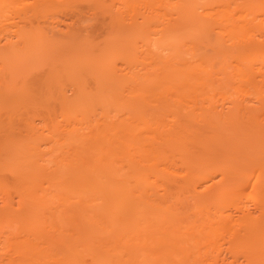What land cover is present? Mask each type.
Returning <instances> with one entry per match:
<instances>
[{
    "label": "bare ground",
    "instance_id": "obj_1",
    "mask_svg": "<svg viewBox=\"0 0 264 264\" xmlns=\"http://www.w3.org/2000/svg\"><path fill=\"white\" fill-rule=\"evenodd\" d=\"M157 1L163 5L166 0ZM172 1L166 3L171 6L175 2L171 6L174 12H169L171 9L168 11V8L162 14L159 5L155 4L156 0L154 5L149 0H0V172L4 176V171H7L5 175L10 174L12 179H9L17 182H13L15 186L11 187L8 178L1 177L0 173V264H264V0ZM97 10L101 12L98 16L95 13ZM213 10L217 13H211ZM86 11H93L90 14L92 18L108 19L112 28L113 25L117 28L119 33L115 44L106 47L99 44L107 48L110 56L101 47L98 52L103 53L99 56L95 54L94 58L85 53L86 43L81 44L79 36L82 24H85ZM101 14L107 18L99 16ZM92 18L89 17V20ZM204 31L207 37L211 36L207 35L208 32L219 31L221 39L216 42L219 35L214 32L218 37L211 36L212 39H206L211 42L206 43L202 40ZM114 32L117 31L114 29ZM119 34L123 40H119ZM107 41H111L110 37ZM91 50L94 52L93 48ZM116 51L121 57L124 54L123 69L116 66L120 62L118 54L117 58L114 57ZM105 54L106 57L102 56ZM85 56H88L87 59ZM110 57L113 60L110 61ZM83 68L95 70L91 71L95 73L91 81L98 82L92 84L93 91L87 92L89 87H83L84 80L87 82L83 77L89 71L86 69L84 72H87L83 73ZM102 81L104 85L112 86L106 88H114L112 94L115 101H125L123 108L110 103V90H102V83L97 87ZM215 84L218 87L224 85V94L229 90L231 97L238 94L242 97L229 99V96L227 102L214 103L209 96L199 107L185 105L182 98L173 102L176 106L173 111V104L168 102L167 114L162 112L161 115L159 111L160 117L156 120H153L154 116L152 118L154 108H142L147 106L140 99L145 93L152 95L156 91L155 94L160 97H183L184 91L206 90L209 93L213 86L216 91ZM103 91H107L108 96ZM139 91V94L133 95ZM101 92L103 95L100 97ZM87 95H91V100ZM93 95L97 101L92 99ZM102 96H106V100ZM169 97L168 101L172 99L169 100ZM136 99L143 103L140 104L142 107L137 105ZM94 100L96 104L99 102V106H95L103 110L99 109L102 114L98 116L97 113L95 117L103 119L106 114V122L98 119L100 124L93 125V121L99 122L96 118L89 120L90 123L86 121L94 116L92 111L97 108L93 106ZM85 101H90L86 108ZM87 109L91 110L87 113ZM131 111L135 114L140 112V115L137 113L140 116L138 121L140 126L143 125L146 137H141L145 135L142 130L136 131L138 126L125 130L127 122L122 120ZM109 112L112 118L119 113L121 116L125 114L122 118L117 117L124 125L115 122L118 128L124 126L120 138L118 133L121 128L116 130V118H111L112 122ZM85 114L89 115L85 117ZM167 116L172 117L167 120ZM82 123H86L85 126ZM44 127L48 135L47 132L40 133ZM80 129L88 135L82 137ZM188 129H192L193 133H189ZM198 132L205 136L201 133L203 137H199ZM206 132L215 134L216 141L221 136L219 139L222 142V134L226 135L224 144L232 141L227 144L236 149V153H229L231 157L225 160L229 162L227 165L223 166V160L219 158L224 159L222 148L227 147L223 153L231 148L218 141L216 145L222 148L219 146L215 151L216 146L213 145V149L210 148L212 151H208L207 146L214 135L208 133L212 137L209 141ZM195 133L199 141L192 139L197 137ZM124 135L129 139L125 140ZM206 135L207 140L204 139ZM138 136L143 141L137 140ZM240 137L246 142L238 146ZM175 141H182L183 146L185 143V155L197 149L193 146L202 147V151L205 148L203 154L215 151L212 155L207 153L212 156L211 159H216L210 162H217L218 159L223 167L219 169L213 164L216 169L212 166L209 170L219 169L220 174L218 171L215 173L221 175L222 182L230 178L229 189L226 187L229 192L219 193L215 190L220 188L215 189L213 184H204L206 188L202 186L205 189L200 188L198 192L191 183V171V175L187 172L190 178L185 176L184 180L186 185L189 178L192 185H188L192 190H188L186 202L176 197L172 203L169 199L171 191L166 194V198L171 195L165 198L166 201L165 195L159 193L160 189L164 191L169 187L167 184H175L181 173L178 172V175L172 171L173 177L176 176L173 178L169 169L166 170L167 176L159 165L165 150L163 145L171 146ZM200 141L203 142L200 144ZM206 141L209 142L207 146L204 145V142L208 143ZM233 142V145L238 144L236 148L231 146ZM186 143L194 150L190 151ZM67 145L74 146L77 151L81 149L82 154L80 151L71 154L73 149L67 148ZM64 148L71 149L70 156H66L70 160L65 158V162L67 152ZM220 149L216 158L213 154L217 155ZM197 151L193 152L195 156H202L199 153L201 150L198 155ZM84 153L87 155L85 158ZM116 153L122 154V157ZM191 153L187 157L189 161L194 156ZM205 157L209 159L207 155ZM204 158L199 159L207 160ZM157 168L161 169V176ZM199 170L197 173L201 179L197 181L203 179L205 183V180H213L214 171L205 169L204 172L203 169L199 173ZM162 175L163 180H170H166L167 184L159 183L163 181ZM1 179H7V185ZM225 182L223 185L227 184ZM156 183L159 188L154 185ZM161 184L167 187H161ZM188 187L183 185V189ZM231 190L234 194L227 196ZM248 190L252 191L251 209L239 200L240 195ZM165 191L168 192L167 189ZM48 194L51 196L49 199ZM246 195L250 194L247 192ZM186 209L188 212L196 209V217L197 214L201 216V219L197 217L199 223L197 218L193 226L190 223L195 218L193 214L189 216L192 212L187 219L176 218L179 212L187 214ZM45 216L52 218V227L59 225L55 228L60 232H51L50 228L46 230V224H42L49 220H45ZM183 220L185 222H181ZM187 221L191 226L183 231L185 228L181 227ZM67 225L73 226V236L69 235L70 232L67 235L62 233L71 229ZM221 247L225 249V255L219 250Z\"/></svg>",
    "mask_w": 264,
    "mask_h": 264
},
{
    "label": "rangeland",
    "instance_id": "obj_2",
    "mask_svg": "<svg viewBox=\"0 0 264 264\" xmlns=\"http://www.w3.org/2000/svg\"><path fill=\"white\" fill-rule=\"evenodd\" d=\"M162 1H163V0H162ZM168 1L170 2V0H166V1L163 2V5H159V3H158L157 0H156V3H155V0H154V1L149 0V2H150L151 4L154 5V3H155L156 5H159V7H160V8H159V11L162 12V14H165V12H167V11H164V10H167L168 8H169L168 11L171 9L169 12H171V11L174 10V9H172L173 7H171V6H172V5L174 6V5H175V2H174V4L172 3L171 6H168V4H167ZM171 1H172V0H171ZM173 1H174V0H173ZM173 1H172V2H173ZM153 2H154V3H153ZM166 2H167V3H166ZM164 3H166V5H164ZM163 6H164V7H163ZM167 6H168V7H167ZM164 8H165V9H164ZM159 11H158V12H159ZM88 12H89V14H88ZM88 12L86 11V13H85V15H87L88 17H87V16L84 17V18H85V22H83V23H85V24H84V25L82 24L81 31H80V34H81L80 36H81V38H80V36H79V41H81L82 43H81V42H80V43L83 44V45L86 43L85 46H84L85 51H86L85 53H88L89 56H92V57H89V58H94L93 56H95V54H98V56H99L100 54H102V53L104 52V50H105L106 53H107V51H108L107 48H103V47L100 46V45H105L104 47H106V46H108V45L111 46V45L115 44V43L118 41V40H116V39L118 38L117 35H118L119 32H118L117 28L114 27V25H113V28H112V25H111L112 22L109 21L108 19H106L105 21H103V20H100L98 17H94V18H96V20H94V18H92V15L90 16V14H91L93 11H92V12H91V11H88ZM99 12H100V10H97V12L95 11V13H96L97 16H98V14L101 13V12H100V13H99ZM163 12H164V13H163ZM173 12H174V11H173ZM212 12H214V13L216 12V13H217L216 10L211 11V13H212ZM162 14L160 13V15L162 16L161 18H164ZM99 16H103V15L101 14V15H99ZM89 17H91L92 20H89ZM103 17H105V16H103ZM105 18H107V16H106ZM98 19H99V20H98ZM87 20H88V21H87ZM108 21H109V22H108ZM110 22H111V24H109ZM152 27H153V26H152ZM154 27H155V26H154ZM157 27H158V26H157ZM157 27H156V28H157ZM114 29H115V31H117L116 33L114 32ZM151 29H152V30H153V29L156 30L155 28H151ZM157 29L159 30L160 27H158ZM198 29H199V28H198ZM202 30H203V29H202ZM111 31H112V32H111ZM81 32H82V33H81ZM113 32H114V33H113ZM204 32H205V31H204ZM212 32L214 33V32H216V31H212ZM217 32H218V33H217ZM217 32H216V33L219 35V37H218V35H217L216 33H214V35H213V33L211 34V31L208 32L207 35H211L212 37L215 36L216 38L218 37L217 39L215 38L216 40L214 39V40L217 42V40L220 38V35H221V34L219 33V31H217ZM111 33H112L113 35H112ZM209 33H210V34H209ZM222 33H223V32H222ZM223 34H225V32H224ZM120 35H121V34H119V36H120ZM111 36H112V38H111ZM114 36H115V37L117 36V37L115 38ZM203 36H204V35H203ZM203 36H202V40H203L204 42H206V43H207L208 40L212 39V38H210L211 36H208V37L206 36V32H205V36H204V38H203ZM109 37H110V40L112 41V43H111V41H107V40H109ZM205 37H206V38H205ZM120 38H122V36L119 37V40H123V39H120ZM123 38H124V36H123ZM125 38H127V36H126ZM105 39H106V40H105ZM204 39H205V40L208 39V40L205 41ZM220 39H221V38H220ZM220 39H219V40H220ZM105 41H106V42H110L111 44H110V43H109V44H108V43L106 44ZM114 41H115V42H114ZM212 41H213V40H212ZM103 42H104V43H103ZM113 42H114V43H113ZM208 42H209V41H208ZM210 42H211V41H210ZM210 42H209V43H210ZM216 42H215V44H216ZM102 43H103V44H102ZM213 43H214V42H213ZM90 44H91V45H90ZM96 44H97V46H96ZM99 44H100V45H99ZM86 45H87V46H86ZM92 45H93V46L95 45V48H94ZM213 45H214V44H213ZM89 46H92V47H89ZM88 47H89V48H88ZM99 47H101L102 50L104 49L103 52L100 53V54H99V52H98L99 49H100ZM113 47H114V46H113ZM92 48L94 49V52L97 50L96 52H98V53H96V52H95V53L92 52V51H93V50H91ZM97 48H98V49H97ZM109 48L112 49L111 47H108V49H109ZM114 48H115V47H114ZM89 50H91V52L93 53L92 55H90L91 52H90ZM102 50H100V51H102ZM112 50L114 51V49H112ZM116 50H117V49H116ZM113 51H111V52H113ZM108 53H110V52L108 51ZM108 53H107V55H108ZM119 53H120V51H119ZM114 54H115V52H114ZM114 54H113V55H114ZM117 54H118V51H116V54H115L114 57L117 58V56H116ZM122 54H123V53H122ZM85 55H87V54H85ZM107 55L105 54V55H102V56L106 57ZM111 55H112V53H111ZM113 55H112V57H113ZM96 56H97V55H96ZM108 56H110V54H109ZM86 57H88V56H85V58H86ZM123 57H124V54L122 55V57H121L120 54H118V59H119V61H120V62H117V63H116V66H117V67L119 66L118 69H121V68L123 69V66L125 65V64H123V62H124V58H123ZM89 58H88V60H89ZM107 58H108V57H107ZM86 59H87V58H86ZM111 59H112V58L110 57L109 60L111 61ZM121 59H123V61H122ZM112 60H113V59H112ZM110 61H109V62H110ZM113 62L115 63V60H114ZM117 64H118V65H117ZM120 64L122 65L121 67H120ZM124 67H125V66H124ZM90 68H91V67H90ZM90 68H86V69L89 70V71H88L89 74H87L88 72L85 71V72H87V73H86L85 76L83 77L84 79H87V82H86V80H84V82L87 83L88 85L85 84V83H84V84H85V85H84L83 82H82L83 87H86V86H87L86 88L89 87L90 90H89V89H86V90H88L87 92H89V91H93V90H91V89H94L93 85H94V84L96 85L97 82H98V81H96V83H92V81L94 80V77H95V76H93V75H95V73H93V72L91 73V71H94V72H95V70H94V69L91 70ZM86 69L83 68V69H82V72L85 73L84 70H86ZM91 74H92V75H91ZM81 75H82V74H81ZM90 75H91V76H90ZM82 76H83V75H82ZM82 76H81V77H82ZM88 76H89V77H88ZM86 77H87V78H86ZM90 77H91V78H90ZM89 78H90V79H89ZM92 78H93V80L91 81ZM81 80H82V79H81ZM89 82H91V83H90L91 86H89ZM94 82H95V81H94ZM101 83H102V85H101ZM103 83H104V81L100 82V83L97 85V87L99 88V86L101 85V87L103 86L104 88H103V89H102L101 87H100V88H101L102 90H105V89H109V88H106V87L111 86V85H109V86L104 85L105 83H104V84H103ZM92 84H93V85H92ZM112 85H113V84H112ZM113 86H114V85H113ZM215 86H216L217 90L214 91L215 87L213 86L214 88L212 87V90H210V91H212V92L209 91V93H208V92H205L206 90H203V91L199 90L200 92H198V90L195 91V92H193V91L190 90V92H188V93H187L186 91H184L185 94H184L183 97L181 96V97H175V98H173L172 96H171V97L168 96V97H169V100L172 98V99H171L172 102H171V100L168 101V97L166 98V97H163V96L160 97V95H156V94H155L156 91H154V93H152V95H150V94H146V93H145L144 96H142V97L140 98V99L143 101V103H147V106H143V107H142V106L140 105L142 102L139 103V99H136V102L138 101L139 104L137 103V105H140V107H142L143 109H152V108H154V109H155V108L158 109V111L156 110V111H157L156 114H155L154 109H153V114H152V118H153V116H154V118H155V119L153 118V120H156V119H158V117H160V116H159L160 114H158L159 111H160L159 113H161V115H162V112H164L165 115L167 114L165 111L168 110V105H169L168 102H170V104H171V103L173 104V102H176L177 100H179V99L181 100V99L183 98L182 101H183V103H184L185 105H187V106H193V107H196V106L199 107V106H201V103H202V102H205V101H204V100H205L204 98H207V97H209V96H211V99H210L211 102H214V103L227 102V100H229V99H231V98L233 97V96H232V97L230 96V93L228 94V91H229V90L227 91V93L225 92V94H224V92H222V91H225V89H224V85H223L222 87L219 86L220 88L218 87L217 84H215ZM111 87H112V86H111ZM82 89H83V88H82ZM84 89H85V88H84ZM84 89H83V90H84ZM112 89L114 90V88L109 89L110 91H112L111 93H110V91L108 90V91H109V95L111 96L110 103L113 104V105H117V106H120L121 108H123V105H122V104H123L125 101H123V103H121V102H122L121 100H119V102L115 101L114 98H113V96H114L113 94H114L115 91H113ZM207 89H208V88H207ZM221 89H222V90H221ZM226 89H227V88H226ZM98 90H99V89H98ZM159 90H160V89H159ZM232 90H233V89H232ZM219 91H220V92H219ZM103 92H104V91H103ZM105 92L107 93V96H108V92H107V91H105ZM105 92H104V93H105ZM197 92H198V93H197ZM213 92H214V93H213ZM229 92H230V91H229ZM234 92H235V91H234ZM234 92H233V93H234ZM90 93H91V92H90ZM112 93H113V94H112ZM139 93H140V91H139V92H135V93H133V95H137V94H139ZM211 93H212V94H211ZM215 93H217V94H215ZM220 93L222 94L223 97L220 96V95H221ZM86 94H87V93H86ZM88 94H89V93H88ZM92 94H94V93H92ZM96 94H97V92H96ZM191 94H192L193 96H191ZM101 95H103L102 92H101V94H100L99 96L101 97ZM146 95H147V96H146ZM149 95H150V96H149ZM200 95H201V96H200ZM207 95H208V96H207ZM216 95H217V97H216ZM226 95H228V96H226ZM231 95H232V92H231ZM84 96H85V95H84ZM87 96H89V95H87ZM90 96H91V95H90ZM90 96H89V97H90ZM99 96H97V97H99ZM155 96H157V97H155ZM189 96H190V97H189ZM218 96H219V97H218ZM229 96H230V98H229ZM240 96H241V95H240ZM240 96H239V94H238V95H236V96H234V97H239V98H240ZM94 97H95V95H93V98H92V99H95V98H96V97H95V98H94ZM102 97H103V96H102ZM104 97H106V96H104ZM104 97H103V98H104ZM144 97H145V98H144ZM184 97H185V98H184ZM186 97H187V98H186ZM221 97H222L223 99H221ZM224 97H225V99H224ZM234 97H233V98H234ZM241 97H242V96H241ZM127 98H128V97H127ZM142 98H143V99H142ZM152 98H153V99H152ZM159 98H160V100H159ZM176 98H177V99H176ZM209 98H210V97H209ZM226 98H227V99H226ZM228 98H229V99H228ZM84 99H85V97H84ZM96 99H97V98H96ZM96 99H95V100H96ZM101 99H102V98H101ZM104 99H105V98H104ZM112 99H113V100H112ZM144 99H145V100H144ZM161 99H162V100H161ZM163 99H164L165 101H164ZM166 99H167V102H166ZM175 99H176V100H175ZM85 100H87V98H86ZM88 100H89V99H88ZM90 100H91V97H90ZM95 100H94V102H95ZM102 100H103V99H102ZM105 100H106V99H105ZM141 100H140V101H141ZM154 100H157V101H154ZM212 100H214V101H212ZM96 101H97V100H96ZM98 101H99V99H98ZM108 101H109V100H108ZM144 101H146V102H144ZM162 101H163L164 103H163ZM196 101H197V102H196ZM85 102H86V103H85L84 108H86V106H87L86 104H87L88 102H90V101H88V102L85 101ZM94 102H93V103H94ZM99 102H101V101H99ZM99 102H97V104H96V102H95L93 106H95V105H98V106H99V104H98ZM103 102H104V100H103ZM106 102H107V101H106ZM157 102H158V103H157ZM159 102H161V103H159ZM192 102H195L196 104L192 105ZM93 103H92V104H93ZM143 103H142V105H143ZM166 103H168V104H166ZM89 104H90V103H89ZM92 104H91V105H92ZM103 104H105V102H104ZM131 104H132V103H131ZM157 104H158V105H157ZM161 104H164V105H161ZM91 105H89V106H91ZM137 105H136V106H137ZM155 105H156V107H155ZM159 105H160V106H159ZM165 105H166V106H165ZM174 105H175V104H173V106H174ZM89 106H88V107H89ZM100 106H101V105H100ZM107 106H108V105H107ZM162 106H163V107H162ZM173 106H172V107H173ZM204 106H206V104H204ZM96 107H97V106H95L94 108H96ZM103 107H105V105H104ZM112 107H113V106H112ZM140 107H137L136 109H139ZM157 107H159V108H157ZM166 107H167V108H166ZM89 108H90V107H89ZM100 108L102 109V107H100ZM100 108H99V109H100ZM115 108H116V107H115ZM115 108H114V109L112 108V109L115 110ZM133 108H134V106H133ZM142 108H141V109H142ZM173 108H174V109H173ZM173 108H171V111L175 110L176 106H174ZM99 109H98V107H97V108L95 109V111H92V114H93V112L96 113V115H95V113H94V116H93V115L91 114V112H90V114H91L93 117L90 116V119H88V120H86V121L88 122L89 120H93V118H94V120H95V118H96V120L101 119L102 122H103V121L106 122V120H105V118H106V114H105V116H104V113H103V115H102V116H104L103 119H102V117H101V118L98 117V119H97V117H95V116H97V113H99L98 116L100 115V113L102 114L103 110L100 109V110L102 111V112H101ZM107 109H108V110H111V109H109V107H108ZM116 109H117V108H116ZM119 109H120V108H119ZM159 109H160V110H159ZM164 109H165V110H164ZM85 110H86V109H85ZM90 110H91V109H87V113H88ZM96 110H98V112H97ZM106 111H107V110H104V112H106ZM111 111H112V110H111ZM118 111H119V110H118ZM118 111H117V115H118ZM151 111H152V110H151ZM169 111H170V110H169ZM112 112H113V111H112ZM119 112H120V111H119ZM121 112H123V111H121ZM183 112H185V110H183ZM109 113H110V112H109ZM114 113H115V111H114ZM123 113H124V112H123ZM133 113L135 114V111H131V112H130V114H133ZM137 113H138V111L136 112L135 116L133 115L134 118L132 117V115L130 116V114H127L128 116H125V118H124L123 120H122L121 118L124 117L125 114H123V115L121 116V113H119V114H120L119 116H116V117H113V118H112V115H111V113H110V116H111V117H110V116H109V117H110V120H111V118H112L113 120L116 118L115 121H114V123H115V122H116V123L119 122V123H117L118 125L121 123V122H120V119H121L122 121L125 120V121L127 122V124H125V123H121L122 125H124V124L127 125V126H128V125H129V126L133 125L131 128H130L129 126H128L129 128L126 126V129H125V130H127V131H129L130 129H134L135 126H136V127L138 126V127L136 128V131L138 132L139 130H142V132L144 133V127H143V125L140 126V121H138V118L140 117V116H139V115H140V114H139L140 112L138 113L139 115H137ZM149 113H150V112H149ZM112 114H113V113H112ZM147 114H148V113H147ZM147 114H146V115H147ZM85 115H86V114H85ZM87 115H89V114H87ZM87 115H86L85 117H87ZM136 115H137V116H136ZM120 116H121L120 119L117 118V117H120ZM148 116H149V115H147V117H148ZM85 117H84V118H85ZM127 117H129L130 119L132 118V119H131V120H128ZM171 117H172V116H171ZM171 117L169 118V117L167 116L166 118H167V120H168V118L171 119ZM84 118H83V119H84ZM91 118H92V119H91ZM135 118L137 119V122H136ZM117 119H119V121H118ZM133 119H134V120H133ZM108 120H109V118H108ZM113 120H111V121L113 122ZM98 121H99V122L93 121V122H94L93 125H95V124H97V123L100 124V120H98ZM82 122H83V121H82ZM84 122H85V120H84ZM87 122H86V123H87ZM102 122H101V123H102ZM105 122H104V124H105ZM151 122H152V121H151ZM192 122H193V121H192ZM86 123H85V124H86ZM89 123H90V121H89ZM89 123H87V125H88ZM116 123H115V125H116ZM85 124L82 123V125H84V126H85ZM91 124H92V121H91ZM91 124H90V125H91ZM161 124H165V123H161ZM82 125H81V126H82ZM194 125H195V123H194ZM84 126H82V127L84 128ZM99 126H101V125H99ZM102 127H103V124H102ZM123 127H124V126H123ZM123 127L120 126V128H121L120 131H121V132H119L120 134L118 133V136H119V135L122 136L121 133H122V129H123ZM80 128H81V127H80ZM99 128H100V127H99ZM115 128H117V129H116L117 131H118V129H120V128L117 127V125L115 126ZM84 129H86V127H85ZM128 129H129V130H128ZM192 129L194 130L195 127L192 128ZM192 129H188V130H189V133L192 132ZM190 130H191V131H190ZM78 131H79V130H78ZM80 131H81V129H80ZM87 131H88V129H87ZM113 131H115V130H113ZM113 131H112V132H113ZM41 132H42V134H43L44 132H47V130L45 131V127H44V130H40V133H41ZM79 133H82V131L79 132ZM123 133H126V131H123ZM192 133H193V132H192ZM201 133H202V132H201ZM201 133L198 132L197 134H199V137L202 138V137L205 136V135H203V133H202L203 136H201ZM206 133H207V132H206ZM208 133H209V132H208ZM208 133H207V135H208ZM86 134L88 135V133H87L86 131H85V134L82 133V137H84V136L86 137ZM144 134H145V133H144ZM204 134H205V133H204ZM209 134L212 135L213 133H209ZM47 135H48V132H47ZM47 135H46V136H47ZM78 135H79V134H78ZM80 135H81V134H80ZM83 135H84V136H83ZM150 135H151V134H150ZM152 135H153V134H152ZM152 135H151V136H152ZM187 135L192 136V135H194V134H192V135H191V134H187ZM195 135H196V133H195ZM207 135H206V137H204V139L207 138ZM211 135H208V137H210V138L208 139L209 141L212 140ZM213 135H214V136H213ZM213 135H212L213 138H214L213 141H216V140H215V138H216V137H215V134H213ZM43 136H45V135H43ZM120 136H119V138H120ZM124 136H125V135H124ZM124 136H123V137H124ZM151 136H150V137H151ZM196 136H197V135H196ZM77 137L79 138V136H77ZM123 137H122V138H123ZM138 137H139V136H138ZM141 137H142V138L146 137V134H145V135H142ZM141 137L137 138V140L140 139L141 141H143V139H142ZM152 137H154V135H153ZM197 137H198V136H197ZM197 137L195 138V136H193L192 139H194V141H195V140H196V141H197V140L199 141L200 138H199V137L197 138ZM220 137H221V136H220ZM220 137H219V138H220ZM225 137H227V136H226V135L223 136V134H222V138H221V140H223V142L220 141V139L217 137L218 140H217L216 142L211 141L210 144H209V142L206 141V142H208V143L205 144V142H204V145L207 146V144H209V145L207 146V147H209V149H210V148L213 149V147L216 146V147H215V151H216V148L218 149L219 146H220V145H216V144L219 143V142H221V145H223V144H224V141H226V139H227V138H225ZM80 138H81V136H80ZM80 138H79V139H80ZM125 138H126V136L124 137V139H125ZM184 138L187 139V137H185V136H184ZM223 138H224V139H223ZM127 139H129V138H126L125 140H127ZM188 139H189V138H188ZM192 139H190V140H192ZM210 139H211V140H210ZM67 140H68V139H67ZM67 140H66V141H67ZM133 140H134V139H133ZM205 140H207V139H205ZM205 140H204V141H205ZM69 141H70V140H69ZM121 141H123V140L121 139ZM128 141H129V140H128ZM184 141H186V140H184ZM184 141H183V143H184ZM192 141H193V140H192ZM192 141H190V143L193 145L194 141H193V143H192ZM218 141H219V142H218ZM238 141H239V140H238ZM238 141H236V142H238ZM244 141L246 142V140H244ZM244 141H243V139H241V137H240V142H238V143H240V144H239V145H238L237 143H236V144H237L238 146H240V145H242L243 143H245ZM67 142H68V141H67ZM72 142H74V141H72ZM72 142H71V143H72ZM179 142H181V143H179ZM187 142H188V141H187ZM201 142H203V141H200V144H201ZM228 142H230V141H228ZM228 142H226L224 145H226ZM231 142H232V141H231ZM231 142H230V144H231ZM241 142H243V143L241 144ZM69 143H70V142H68V144H69ZM175 143H176V144H175ZM188 143H189V142H188ZM195 143H196V142H195ZM198 143H199V142H197V144H198ZM214 143H215V144H214ZM234 143H235V142H233L231 146H235V148H236L237 145H233ZM66 144H67V143H66ZM180 144H181V145H180ZM197 144H196V145H197ZM228 144H229V143H228ZM228 144H227V146H228ZM186 145H188V144L186 143ZM198 145H199V144H198ZM202 145H203V144H202ZM204 145H203V146H204ZM210 145H211L212 147H210ZM213 145H214V146H213ZM224 145H223V146H224ZM67 146H68L67 148L70 147L69 145H67ZM72 146H73V145H72ZM75 146H77V145H75ZM182 146H183V145H182V141H175V142H173V143L171 144V146H168L167 144L163 145V147H165V150H164V148L162 147L163 149L161 150V152H163V150H164L165 153L163 152L164 155H163V153L161 154V157H162L161 159H162V161L160 160L159 168L163 169L164 171L162 172V171H160L161 169L157 168V169L159 170L158 173H159V172H160V173L162 172L163 174H166V175H167V171H166V170H168V171L171 170V171L169 172L170 174L168 173L170 176L172 175L173 172H174L175 174L178 173V172L181 173V175H179V173H178L179 177H178V175H177L178 179L176 178V180L179 181V184H178V182L176 181V182H177V185H175V184H176L175 181H173V182H175V184L173 183V184L168 185L167 183H168L170 180H169V179H165V180H163V179H164V177H163L164 175H162L163 178H161V180H163L164 182H163V181H160V182L158 181L159 183H163V184L166 183L167 186H169V187H167L166 185L163 186V184H161L162 186L160 185L161 187H164V188H165V186H166V187H167L166 189L168 190L167 193H164V192H166V191H165L166 189H165L164 191L160 189V191H159V193H163V194H161V195H165V196H164V199L166 198V194H169L170 191H171V195H172V196L169 195V196H171V198H169L168 195H167V197H168L169 199H172V201H171L172 203H173V201H175V200H173V199L176 198V197H177V198H180L182 201H184V200L186 199V197L188 198V196H187L186 194H188V190L191 189L190 187H192V185H193V187L195 186L196 190L198 189V190H197L198 192H200L199 190H201L202 188L205 187L204 184H206V185H208V186H209L210 184H213V185L216 187L215 189L220 188V190L222 189V187H223V189H224V187H225V190H222V191H220L219 189H218L219 191H218V190H215V189H214V190L217 191V192H219V193L227 194V193H225V192H229V191H228L229 188L227 187V185H229L228 183L231 182V180H230V182L228 181L230 178H229V179L227 178L228 180L225 179L226 182H225V181H224V182L227 183V184H224V185H223L224 182H222V181H223L224 179L220 178L221 175H218V174H216V173H217V171H218V173L220 172L219 169L222 168V167L224 166V164L227 165V163H229V162H226V161H227V158H230V157H231V154H235V153H236V152H235L236 149H234L233 147L231 148L230 146H228V149H229V147H230L231 149H230L229 151H226V153H223V152H224V149L227 148V147L224 146L225 148H222V146H220V147L222 148L223 151L221 152V149H220V151L217 150V153H216L217 155H215V153H214L213 155L216 156V158L218 157V154L220 155L219 152H221V155H222V156L224 155V159H223L222 157L219 158L220 160H223V161H221V162H223V166H221L222 164H221V162L218 161V159H217V162H210V160H212L213 158H214V161L216 160L215 157H213V158L211 159L212 156H211V157L209 156V155H210L209 153H211V152H208V151H212L211 149L208 150V148H207V150H208L207 153L209 154V155H208L206 152H205L206 154H203V153H202V152L204 151L205 148H203V151H202V149H201L202 147H199V148H198L197 146H196V147L193 146V148H197L196 150L193 149L194 151H197L198 149L201 150V151L199 150L200 152H199V151H197V153L195 152L196 155H198L199 153H202V156H201V154H200V156L198 155V156L196 157L195 154L193 153L194 151L191 149L192 146H189V145H188V147H190V149H191L190 151H193L192 153H191V152H190V153H191L192 155L194 154L193 158L189 161V160H188L189 158H187V157H189V156H191V155H190L189 152H188L189 155H188V154L185 155V152H186L185 143H184V146H183V147H182ZM199 146H201V145H199ZM217 146H218V147H217ZM78 147H79V146H78ZM181 147H182V148H185V149H182ZM65 148H66V147H65ZM65 148H64V152H67V154L65 153V155H64L65 157H64L63 162H65V160L67 159V157L70 156V155H68V154L71 153V152H70L71 149H69V151H68V150L65 149ZM70 148H72V149L74 150V151L72 150V153H71V154H74V153L77 151L76 148L74 149V146H73V147H70ZM239 148H240V150L242 149L241 147H239ZM239 148L237 147V149H239ZM169 149H170V150H169ZM66 150H67V151H66ZM80 150H81V149H78L77 152H79ZM180 150H181V151H180ZM184 150H185V152H183ZM226 150H227V149H226ZM232 150H234V151H232ZM240 150H238V151H240ZM187 151H189L188 148H187ZM215 151H213V152H215ZM69 152H70V153H69ZM73 152H74V153H73ZM182 152H183V153H182ZM198 152H199V153H198ZM213 152H212V153H213ZM227 152H228V156H229V153L231 152V154H230L229 157H228V156H225V154L227 155ZM232 152H235V153H232ZM80 153L82 154L81 151H80ZM131 153H132V151H131ZM212 153H211V155H212ZM84 154H85V153H84ZM84 154H83V157H84V158L87 157V155H86V154L84 155ZM137 154H138V153H137ZM116 155H117V156L121 155L120 157H122V154H119V155H118V153H116ZM165 155H166V157H164ZM206 155L209 157V159H207V158L205 157ZM66 156H67V157H66ZM71 156H72V155H71ZM176 156H177V157H176ZM120 157H119V158H120ZM163 157H164V158H163ZM200 157H202V159L205 157V158H206L207 160H209V161H207V160H205V161H204V160H201V159H199ZM219 157H220V156H219ZM65 158H66V159H65ZM182 158H183V159H182ZM190 158H191V157H190ZM205 158H204V159H205ZM68 159L70 160V158H68ZM68 159H67V160H68ZM71 159H72V158H71ZM92 159H93V158H92ZM2 160H3V164H4L5 161H4V159H2ZM88 160H89V159H88ZM163 160H164V161H163ZM184 160H185V162H184ZM200 160H201V161H200ZM225 160H226V161H225ZM8 161H10V160H8ZM166 161H167V162H166ZM174 161H175V162H174ZM182 161H183V162H182ZM188 161H189V162H188ZM263 161H264V160H263ZM0 162H1V164H2V161H0ZM66 162H68V161H66ZM149 162H150V161H148V163H149ZM195 162H196V163H195ZM200 162H201V163H200ZM218 162H219V163H218ZM161 163H164V165L161 164ZM175 163H176V164H175ZM190 163H191V166H190ZM193 163H195V164H193ZM122 164H123V163H122ZM150 164H151V162H150L148 165H150ZM169 164H170V165L172 164V165L170 166ZM188 164H189L190 168L194 166L193 169H192V168L190 169L189 166H187ZM201 164H202V165H201ZM203 164H206V165H203ZM207 164H210V165L208 166ZM213 164H214V166H216V168H219L217 171H214L216 168H214ZM216 164H218V166H217ZM220 164H221V165H220ZM232 164H233V163H231V165H232ZM161 165H162V166H161ZM185 165H186V166H185ZM160 166H161V167H160ZM173 166H174V167H173ZM181 166H182V167H181ZM203 166H206V167L203 168ZM212 166H213L214 170H209V168L212 169ZM233 166H234V164H233ZM183 167H184V168H183ZM198 167H201L202 169H201V168H198ZM3 168H5V167H3ZM196 168H197V169H196ZM233 168H234V167H233ZM169 169H170V170H169ZM187 169H188V170H187ZM194 169H195V170H194ZM199 169H200V170H199ZM203 169H204V170H205V169H206V170L208 169V171H214L213 174H215L216 176L213 175V177H212L213 180H208V182L205 180V183L203 182V179H202L201 181H197V180H199V178L201 179L200 174L197 173V172H198L197 170H199V173H201V170H203ZM234 169H235V168H234ZM204 170H203V171H204ZM206 170H205L204 172H206ZM1 171H4V170L1 169ZM155 171H156V169H155ZM165 171H166V173H164ZM172 171H173V172H172ZM191 171H193V172H191ZM195 171H196V173H195ZM171 172H172V173H171ZM187 172H188V173H190V172L192 173V177H191V180H192L191 183H192V185H191V183H189L191 180L189 179L190 176H188L189 174H188ZM215 172H216V173H215ZM0 173H1V172H0ZM4 173L6 174L7 171H6V172L4 171ZM158 173H157V171H156L157 177H158L159 174H160V173H159V174H158ZM174 173H173V175H174ZM191 173H190V175H191ZM194 173H195V175H194ZM5 174H4V176L7 177L8 180H9V185H10V183H11V187H14V186H15L14 183L17 184V182H14V181H15L14 179H13L14 181H13V180H12V181L10 180V179H12V176H11L10 174H8L9 176H7V175H5ZM187 174H188V175H187ZM202 174H204V173L202 172ZM202 174H201V176H202ZM219 174H220V173H219ZM2 175H3V174L1 173V177L4 178V176H2ZM166 175H165V177H166ZM169 175H167V176H169ZM173 175H172V177H173ZM193 175L195 176L194 178H196V176H198V177H197L196 179H194V178H193ZM217 175H218V176H217ZM160 176H161V174H160ZM160 176H159V177H160ZM185 176H186V177H187V176L189 177V178H188L189 182L186 181V185H187V186L185 185V182H184V180H186V177H185ZM10 177H11V178H10ZM159 177H158V179L160 180ZM174 177H176V176H174ZM174 177H173V178H174ZM202 177H203V176H202ZM9 178H10V179H9ZM166 178H170V177H166ZM170 179L173 180L172 178H170ZM179 179H180V180H179ZM193 179H194V180H193ZM1 180H4V179H1ZM166 180H168V182H167ZM214 180H215V181H214ZM5 181H7V179L4 180V183H5ZM165 181H166V182H165ZM193 181H194V182H193ZM195 181H197L198 183L195 182ZM210 181H211V182L214 181V183H211ZM13 182H14V183H13ZM158 182H157V183H158ZM182 182H183V183H182ZM199 182H200V183H199ZM206 182H207V183H206ZM209 182H210V183H209ZM220 182H222V183H220ZM6 183H8V182H6ZM6 183H5V184H6ZM157 183L154 184V185L158 186V188H159V184L157 185ZM187 183H189V184H187ZM193 183H194V184H193ZM195 183H197V185H196ZM201 183H202V185H201ZM215 183H216V185H215ZM6 185H7V184H6ZM9 185H8V186H9ZM171 185H174V186H173L174 188L172 187V190H171V188H170ZM183 185H184L185 187H188V185H189L190 187H188L189 189H187V188L183 189ZM217 185H218V186H217ZM46 186H47V185H46ZM176 186H177V187H176ZM178 186H179V187H178ZM202 186H204V187H202ZM211 186H212V185H211ZM161 187H160V188H161ZM180 187H182V190H183V191L181 190ZM198 187H199V188H198ZM226 187H227L228 189H227ZM168 188H170V189H168ZM175 188H176V189H175ZM178 188H179V190H178ZM200 188H201V189H200ZM205 188H206V187H205ZM205 188H204V189H205ZM174 189L176 190V192H175ZM185 190H187V191H185ZM191 190H192V189H191ZM191 190H190V191H191ZM177 191H178V193H177ZM190 191H189V193H190ZM231 191H232V190H231ZM172 192H175V194H173ZM182 192H183V193H182ZM201 192H202V191H201ZM247 192H248V194H250V195H246ZM247 192H244L245 194H244V193L242 194L243 197H241L242 195H240V194H239V195H240L241 198H240L239 196H238V197H239V200H240V199L242 200V201L240 200L242 203H244L245 205L248 206V208L251 209V208L253 207V201H252V198H250V197H252V195H251L252 191H251V190H248ZM215 193H216V192H215ZM215 193H214V194H215ZM231 193L234 194L233 191H232V192L228 193L227 196H229ZM49 194L52 195V193H49ZM49 194H48V196H47L48 199H49V197H51V196H49ZM180 194L183 195V197H182ZM184 194H185V195H184ZM190 194H191V193H190ZM177 195H178V196H177ZM188 195H189V194H188ZM216 195H218V193H217ZM216 195H215V196H216ZM219 196H220V195H218V197H219ZM230 196H232V195H230ZM247 196H248V197H247ZM181 197H182V198H181ZM168 198H166V199H168ZM233 198H234V196H233ZM166 199H165V200H166ZM213 199H214V197H213ZM216 199L218 200V198H216ZM250 199H251V201H250ZM176 200H177V199H176ZM219 200H220V198H219ZM229 200H230V199H228V201H229ZM231 200H232V199H231ZM166 201H167V200H166ZM247 201H248V202H247ZM168 202L170 203V201H168ZM184 202H186V201H184ZM184 202H182V203H184ZM245 202H246V203H245ZM169 203H166V204H169ZM176 203H177V202H176ZM247 203H248V204H247ZM249 203H250V204H249ZM176 207H177V206H176ZM182 207H183V206L181 205L180 208H182ZM184 207L187 208L186 205H185ZM177 208H178V210H181L179 207H177ZM175 209H176V208H175ZM178 210H174V211H178ZM186 210H187V209H186ZM171 211H172V210H171ZM181 211H183V210H181ZM193 211H194V212H193ZM178 212H179V211H178ZM191 212H192V213H191ZM195 212H196V209H195V210H191V209H190L189 212H188V210H187V214L185 213V215H184V214L182 215L180 212H179V214L176 212V214H178V215L180 216V217L177 216L176 218H178V219H182V217H183V219H184V218L187 219V216L191 213L189 216H191L192 214H193L192 217L195 216V218H192V221H191V219L189 220V221H191L190 223H192V226H193V225H194V222H193V221H194L197 217H200V219H201V216H200L199 214H197V217H196V213H197V212H196V213H195ZM180 214H181V215H180ZM56 215H57V214H56ZM198 215H199V216H198ZM55 218H56V217L54 216L53 219H55ZM189 218H190V217H189ZM178 219H176V220H177L176 223L179 222ZM197 219H198L197 222L199 223V218H197ZM197 219H196V220H197ZM45 220H49L50 222H49V221H48V222L46 221V223L42 224V225H45V224H46V228H47V229L45 228V226H44L43 228H45L47 231H48V229L50 228V230H53V231H51V232H54V231H55L54 233H58V232H60V230L57 229V228L59 227V225H58V227H57V224L54 225V226H53L54 228L51 226V225H53V224H52L53 221H51L52 218H51L50 216H45ZM203 220H204V218H202L201 222H202ZM189 221H187V222L185 223V225H187V226H185L184 223H179V225H180V224H183V225H184V227H183V226L181 227V228H185V229H182L183 231H185L186 228H189V227L191 226L190 223L188 224ZM44 222H45V221H44ZM181 222H185V220H183V221H181ZM48 223H49V224H48ZM195 223H196V222H195ZM50 224H51V225H50ZM47 225H48V226H47ZM188 225H190V226H188ZM49 226H50V227H49ZM67 226H70V225H67ZM55 227H57V228H55ZM70 227H71L70 230L63 231L62 233H64L65 235H67L68 232H70L69 235H70V236H73V235H71V234H72V231H73V226H70ZM70 227H67V229L70 228ZM55 229H56V230H55ZM71 230H72V231H71ZM73 232H74V231H73ZM69 235H68V236H69ZM44 245H45V246H43V245H42V246L45 247L44 249H46L47 245H46V244H44ZM43 247H41V248H43ZM221 249H222V250H221ZM221 249H219V250H220L221 252H224V255H225V254H226L225 251H224L225 249H224L223 247H221ZM222 256H223V254H222ZM228 257H229V255H227V258H228Z\"/></svg>",
    "mask_w": 264,
    "mask_h": 264
}]
</instances>
